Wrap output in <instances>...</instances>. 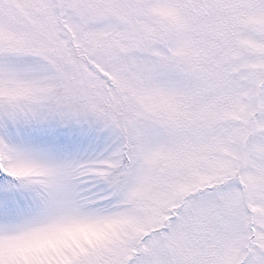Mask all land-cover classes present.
<instances>
[{
	"label": "snow or ice",
	"instance_id": "6c2138e0",
	"mask_svg": "<svg viewBox=\"0 0 264 264\" xmlns=\"http://www.w3.org/2000/svg\"><path fill=\"white\" fill-rule=\"evenodd\" d=\"M0 264H264V0H0Z\"/></svg>",
	"mask_w": 264,
	"mask_h": 264
}]
</instances>
